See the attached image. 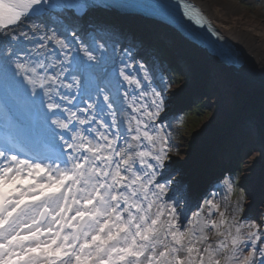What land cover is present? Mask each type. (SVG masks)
<instances>
[{"label":"snow or ice","instance_id":"obj_1","mask_svg":"<svg viewBox=\"0 0 264 264\" xmlns=\"http://www.w3.org/2000/svg\"><path fill=\"white\" fill-rule=\"evenodd\" d=\"M41 3L0 0V36L8 41L19 39L17 29L41 10ZM185 15L203 22L194 10H186ZM45 38L62 50L58 74L49 72L43 60L22 59L17 50L0 48V83L10 86L22 76L34 86L31 96L38 122L48 132L43 143L33 140L28 144L17 137L0 143V264H264V219L260 223L236 221L235 214L243 210V197L237 200L231 221L218 203L207 200L208 216L218 213L219 219H201V213H194L196 219L181 230L177 206L164 199L172 181L161 184L156 179L167 167L172 151L170 135L162 134L163 127L154 123L164 109L162 93L149 83L150 103L133 109L142 118L132 117L135 127L127 129L134 133L131 140L119 129L107 132L99 128L96 137L89 139L76 124L97 122L104 107L88 103L82 111L91 116L82 118L57 102V97L61 101L67 97L61 96L56 84L66 63L75 65L74 71L85 78L82 91L87 93L88 75L96 67L92 62L97 56L84 44L78 49L82 56L73 54L55 32ZM130 67L124 64L119 75L141 89V97L149 96L142 82L127 73ZM139 68L148 81L145 66ZM37 80L47 103L35 100ZM73 86L81 89V81L74 77L67 87ZM96 91H101L98 86ZM109 99L104 95L112 123L102 117L98 121L105 130L116 128V112L112 103H107ZM57 129L70 133V139ZM57 137L63 143L59 154L53 156L48 144ZM97 138L103 143L94 142ZM65 146L72 151L65 153ZM228 187H233L231 180ZM242 228L246 229L243 233ZM212 230L219 239L210 238ZM245 244H250L251 250L243 255L241 246Z\"/></svg>","mask_w":264,"mask_h":264},{"label":"rangeland","instance_id":"obj_2","mask_svg":"<svg viewBox=\"0 0 264 264\" xmlns=\"http://www.w3.org/2000/svg\"><path fill=\"white\" fill-rule=\"evenodd\" d=\"M237 4L238 6H236ZM220 6L233 16H238L242 12L255 23L264 26V0H221ZM67 17L66 20H70L69 22L72 25H79L82 28L86 27L87 42L89 44L94 43L97 47L96 52L93 51V54L97 56V60L92 62L94 65L95 62H101L103 58L111 59L116 57V54L122 53V61L111 81L112 90L116 89L117 93L108 89H101V91H106L110 97L107 103H112V109L116 112V121L118 123L125 125L127 129L130 126L134 128L135 120L132 117L136 119L142 118L140 112L133 111V109L150 103L149 83L162 93L164 109L154 123L157 127H163L162 134L167 133L170 135L172 151L170 152V159L166 162L167 167L161 170V175L156 179L161 184L165 183L166 180L172 181L164 199L168 203H174L177 206L178 223L181 226V230H184L189 220L196 219L194 213H201V219H219L218 213L208 216L207 208L205 207V201L207 200H213L218 203L220 210L224 211L231 221L234 215V206L240 197H243V210L235 214L236 221L242 224L252 221L260 223L264 219V211L261 210L264 207V195L257 198L255 203L249 200L248 191L240 182L241 174L246 164L244 159L233 161L234 159L226 157L232 162L218 167L217 159L219 157L216 155L215 160H212L214 163L205 161L206 169L202 171L204 167L201 164L202 158L198 152L192 163L184 164V161L186 163L189 162L186 157H189L192 149L199 150L202 148V142H204V147L210 146L211 142L206 139L210 135L207 136L206 132L200 131L207 121L210 122V120L215 119V116L223 111L221 106L223 105L222 101L225 99V96H221L220 90L214 84L210 73H200V70L201 72L203 70L198 66L188 49L183 47L184 44L179 43L180 41L178 40L171 47L165 38L154 33V28H149V23L135 17L96 15L88 17L83 22L80 21L82 23H79V21L76 23V20L71 19L69 16ZM66 20L60 19L62 22H66ZM125 20L129 21V27L132 29L123 32L121 26L126 23ZM137 27H142L143 29L135 32L134 29H137ZM40 28L42 26L39 25L37 31L41 30ZM110 40L111 43L104 44L105 41ZM101 45L103 46L102 48L100 47ZM88 47L91 48V46ZM124 64L132 65V67L126 69L127 73L142 82V89L148 91L149 96L141 97V89H137L134 84L129 85L119 75V69ZM140 64L145 66V70L149 74L148 81L144 80V72L140 70ZM187 83L188 85L191 84V86L186 87V89L183 88L184 84L187 85ZM259 84L262 87L255 89L246 87L244 84L224 85L226 86L223 88L224 90L228 87L233 111H231L230 115L225 113L226 108L223 111L224 114H228L229 120L210 122L213 134H219L220 131L223 132L231 127L239 131L246 126L248 130L253 129L257 132L255 134L256 139L264 144V76ZM123 87L125 89L131 87V99L126 96V90H123ZM183 89L185 90L182 91ZM176 90H180L183 93L182 96L179 94L177 104L172 105L170 98ZM112 93L113 95H111ZM102 101L105 102L104 100ZM88 102L91 103V101ZM152 110L151 108L148 109V111ZM140 111L142 112L144 109L141 108ZM124 112L128 114L126 121H124L122 116ZM143 119L145 123H149L146 116ZM130 135H134V133ZM129 140H131V136ZM247 140V138L243 139L242 145ZM144 143L147 142L145 141ZM190 148L192 149L190 150ZM209 163L215 164L214 166L212 165L213 168L211 164L210 166L208 165ZM197 175H199V181H197ZM217 178L220 180L217 181ZM229 180L233 182L231 189L228 187ZM202 207L204 208L203 212H201ZM234 231L235 229L233 228ZM241 231L243 233L246 229L242 228ZM208 234L213 240L220 238L216 236L215 230ZM259 246L260 242L258 241L257 247ZM241 247L243 248V255H246L251 250L250 244H245Z\"/></svg>","mask_w":264,"mask_h":264},{"label":"bare ground","instance_id":"obj_3","mask_svg":"<svg viewBox=\"0 0 264 264\" xmlns=\"http://www.w3.org/2000/svg\"><path fill=\"white\" fill-rule=\"evenodd\" d=\"M163 1L171 2V0ZM190 1H192L199 7L198 11L200 13V16L202 17V21L210 29V31L207 32L203 30L201 34V40L206 42L208 45L206 43L205 46L199 44L197 40L179 32L175 26L171 24L167 25L165 21L157 20L149 24V28H154V33L157 34V36L165 38L171 45V47L175 45L174 43L178 40L180 41L179 43L184 44L183 47H186L188 49L193 59L195 58L194 60L203 70V72H201L200 70V73H210V76H212L213 78L214 84L220 90L221 96H225V99L222 101L223 105L221 106V108L223 111H225L224 109L226 108L225 113H228L230 115L231 111H233V104L231 99H229L231 97L229 96L230 94L228 87L225 90L223 89L227 86V84H244V86L250 87L252 89L262 87L259 83L261 81V78L264 76V26L259 23H255L254 21L246 17L242 12L238 16H233L220 6L221 0ZM236 6H238V4ZM168 7L171 8V10L175 12L176 15H178L182 20L186 21L190 27H192V23L196 21L195 19H191L188 15H184L186 11H184L183 6L177 0H173V4L169 5ZM238 9L240 10L239 7ZM89 13V17H94L95 15L127 17L122 12H120L119 8H111L109 9V11H105L102 14L93 13L92 10L89 11ZM79 15V12L67 9H63L62 13H60V15H58L57 17L51 15V13L43 12L41 16H46V19L51 21L38 24L43 27L42 31H37V23L34 22L30 17V19L25 21V23L20 25V27L17 29V33L19 34V39H17V41L20 45L15 43L16 40L8 41L4 37L0 36V48L7 46L9 42H14V45L9 47L17 50L20 53L22 59L29 58L32 61H35L38 59L42 60L43 47H41V45H43L50 53L48 71L53 74H58L59 71L57 70V67H52V65H56L57 62H59L58 55L62 54V50L54 42L49 41L45 37L46 35L51 36L52 32H55L57 37L63 40H70L75 38L76 40H79L78 44H86L82 42V37L77 36L73 29L67 26L65 27L64 25H60L62 23L59 24L58 22H53L55 21V18H58V20L60 21V19L66 20L68 18L67 16H69L71 19L76 20V23H78V21H82L81 19H79ZM134 15L137 14H131L128 16L134 17ZM142 16L143 17L139 19H147V16ZM156 24H158L159 26ZM208 24H211L212 26ZM73 26L74 28L75 26L76 28H82V26L78 27L79 25L73 24ZM33 29H35V31H33ZM46 42L49 43L48 46L46 45ZM65 42L67 43L66 40ZM109 43H111V40L105 41L104 44L106 45ZM78 54H81L82 56V53ZM67 67L64 75L62 76V80H60L56 84V88L59 90L61 96L64 97L69 95L72 90L71 88L67 87V85H70L69 79L75 77L77 80H80L79 78H77L78 76L76 74H70ZM109 74L111 75V73ZM89 76L94 79V82H92L93 85L90 84L88 87L89 94H96L97 96L99 95L97 91L92 90L94 85L96 86V88L98 86L100 90L106 89V87H101L99 85L100 80H97V78H99L100 74H97L95 71H93L89 74ZM38 81L39 80H37V83ZM37 83L35 85V90ZM190 86L191 84L188 85L187 83V85L184 84L183 88L186 89V87ZM33 87L34 86L28 84L22 76L16 77L15 80L12 81L10 86H4L3 84H1L2 94L4 95L7 103L6 111L10 110L15 115L13 131L19 134V136L24 140L28 141L29 144H31L36 137L40 139L39 141L41 143L43 139H46L48 137L47 130L42 128L40 124H38L37 127L38 131H36L35 134H33L32 132L31 120L34 105L31 93L33 91ZM9 88H12L11 92L9 91ZM185 89H183L182 91H184ZM182 91L176 90L172 93L170 98V102L172 105L177 104L179 94L182 96ZM111 95H113V93ZM56 99L57 102L61 101L59 97H57ZM62 102L63 101H61V105L63 106ZM94 103H96L95 99ZM100 106H104V110L107 109L106 103L103 101L100 103ZM6 111L5 108L0 110V122L4 119V114L6 113ZM223 111L220 112L219 115L215 116V119L210 120V122L229 120L228 114H224ZM122 116L124 118V121H126L128 118V114L124 112ZM210 122L207 121L202 126L200 131L206 132L207 136L210 135L206 138L207 141L211 142L210 146L204 147V142H202V148H200L199 150L190 148V150L192 149L189 153L190 155L189 157H186L189 162L186 163L184 161V164L192 163L198 152L202 158V160L200 159L201 164L204 167L202 168V171L206 169L204 164L205 161L211 162L213 159L215 160L216 155H218L219 157L217 159V162L219 163L218 167L222 164L232 162V160H229L227 158L234 159L233 161L244 159L246 161V164L245 169L241 174L240 182L248 191L249 200L252 201V203L257 202V198L264 195V144H262L261 141H259V143L256 139L255 134H257V132H255L253 129L248 130V128L245 126L244 129L242 128L243 130L241 129L237 131L231 127L230 129H225L223 132L219 130V134H213L210 127ZM90 124V129L85 132L84 135L88 136L89 139H93L94 137H96V128L94 126L95 123ZM117 125H119L121 135L123 137H128L127 139L129 140L130 134L127 132V127L120 122ZM245 138H247L248 140L245 142V144L242 145V140ZM56 139L60 140L59 138ZM94 142H96V140H94ZM211 163H214V161H212ZM211 163H209L208 165L210 166ZM212 165L214 166L215 164H211V167L213 168ZM261 210L264 211V207L263 209L261 208Z\"/></svg>","mask_w":264,"mask_h":264},{"label":"water","instance_id":"obj_4","mask_svg":"<svg viewBox=\"0 0 264 264\" xmlns=\"http://www.w3.org/2000/svg\"><path fill=\"white\" fill-rule=\"evenodd\" d=\"M106 11H109V9H107ZM93 13H95L94 11H92ZM105 12V11H104ZM104 12H102V13H104ZM91 13V12H90ZM90 13L88 12V13H86L85 15H84V21L90 16ZM128 15H131V14H128ZM128 15H126V16H128ZM96 16V15H95ZM130 17H132V16H130ZM134 17L135 18H142L143 16L141 15V14H137V15H134ZM145 18V17H144ZM142 21H144V22H146V23H149V24H151V23H153V22H155V21H157V20H155V19H152V18H149V17H147V19H141ZM126 21V23H124V24H122V28H123V32L124 31H130L132 28H130L129 27V21L128 20H125ZM136 21H138L137 19H136ZM116 24V23H115ZM117 26V25H116ZM141 29H143L142 27H137V29H134L135 30V32H137L138 30H141ZM188 41V40H187ZM190 42V41H189ZM232 172V171H231ZM220 179L219 178H217V181H219ZM215 183H216V181H215ZM213 187V186H212ZM214 188V187H213Z\"/></svg>","mask_w":264,"mask_h":264}]
</instances>
